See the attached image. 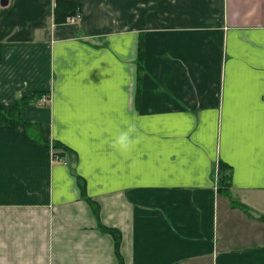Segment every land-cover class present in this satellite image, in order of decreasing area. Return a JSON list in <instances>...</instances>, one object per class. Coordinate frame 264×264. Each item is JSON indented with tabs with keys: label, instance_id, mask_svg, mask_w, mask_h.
Returning <instances> with one entry per match:
<instances>
[{
	"label": "crops",
	"instance_id": "obj_1",
	"mask_svg": "<svg viewBox=\"0 0 264 264\" xmlns=\"http://www.w3.org/2000/svg\"><path fill=\"white\" fill-rule=\"evenodd\" d=\"M1 2L0 264H264V0Z\"/></svg>",
	"mask_w": 264,
	"mask_h": 264
},
{
	"label": "trees",
	"instance_id": "obj_2",
	"mask_svg": "<svg viewBox=\"0 0 264 264\" xmlns=\"http://www.w3.org/2000/svg\"><path fill=\"white\" fill-rule=\"evenodd\" d=\"M75 13H76V8L73 4H71L70 2H66V1H59L56 6V11H55L56 17L55 18H56V21H59V22H64L65 20L69 22L70 18H73L77 15V14L75 15ZM0 51H1V45H0ZM29 102H30L29 100H24L21 104L15 107L0 106V125H4V124L18 125V126H22L25 129V131L28 132L29 128L31 127V124H28L23 121L21 117V108L22 106L28 104ZM27 138H29L28 135H27ZM53 148L58 149L62 147L59 144H55V146L53 145ZM55 156H58V155L56 154ZM219 173L221 176L219 178V187H218L219 192L225 195L231 196L230 191H229V188H230L229 176L227 175V173H224V169L221 166L219 167ZM83 190H84V186H83ZM90 203L92 204L95 213L98 215L99 207L98 206L96 207V205L93 204L92 202ZM103 230L113 235L115 239V248H116L117 257L119 258V261L121 262V264H124L123 258L120 253V244L122 240L121 232H119L116 229L107 228V227H103Z\"/></svg>",
	"mask_w": 264,
	"mask_h": 264
},
{
	"label": "clouds",
	"instance_id": "obj_3",
	"mask_svg": "<svg viewBox=\"0 0 264 264\" xmlns=\"http://www.w3.org/2000/svg\"><path fill=\"white\" fill-rule=\"evenodd\" d=\"M137 129L135 124H130L126 129L121 130L112 141V147L121 152L129 151L135 143L138 142L134 138Z\"/></svg>",
	"mask_w": 264,
	"mask_h": 264
},
{
	"label": "built area",
	"instance_id": "obj_4",
	"mask_svg": "<svg viewBox=\"0 0 264 264\" xmlns=\"http://www.w3.org/2000/svg\"><path fill=\"white\" fill-rule=\"evenodd\" d=\"M79 19H81V14H78V15H76L75 17L70 18V19H69V22H75V21H77V20H79ZM55 159L58 160L59 162L62 161V159L59 158L58 156L55 157Z\"/></svg>",
	"mask_w": 264,
	"mask_h": 264
},
{
	"label": "rangeland",
	"instance_id": "obj_5",
	"mask_svg": "<svg viewBox=\"0 0 264 264\" xmlns=\"http://www.w3.org/2000/svg\"><path fill=\"white\" fill-rule=\"evenodd\" d=\"M78 14H81V17H82V15H83L82 13H78ZM78 14H77V15H78ZM31 130H32V132H33V134H30L31 137L36 138V139H39V135L36 133V130H37V129H31ZM57 155H58L59 158H61V156H60L59 154H57ZM55 157H57V156H55ZM61 159H62V161H63V158H61Z\"/></svg>",
	"mask_w": 264,
	"mask_h": 264
},
{
	"label": "water",
	"instance_id": "obj_6",
	"mask_svg": "<svg viewBox=\"0 0 264 264\" xmlns=\"http://www.w3.org/2000/svg\"><path fill=\"white\" fill-rule=\"evenodd\" d=\"M1 4H2V6H7L8 5V0H2Z\"/></svg>",
	"mask_w": 264,
	"mask_h": 264
}]
</instances>
